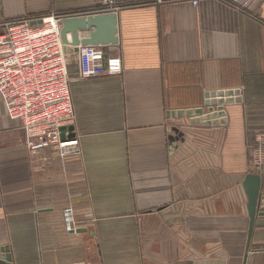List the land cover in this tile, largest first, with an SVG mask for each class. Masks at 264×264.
Here are the masks:
<instances>
[{"label": "crops", "instance_id": "0c3cea01", "mask_svg": "<svg viewBox=\"0 0 264 264\" xmlns=\"http://www.w3.org/2000/svg\"><path fill=\"white\" fill-rule=\"evenodd\" d=\"M113 1L118 41L106 50L122 72L71 79L76 140L60 155L30 151L0 95V247L14 264H264V214L248 244L243 185L259 174L264 197V168L249 165L264 132V0ZM100 7L0 0V33L6 21ZM211 92L222 116L205 106Z\"/></svg>", "mask_w": 264, "mask_h": 264}, {"label": "built area", "instance_id": "2783aa9c", "mask_svg": "<svg viewBox=\"0 0 264 264\" xmlns=\"http://www.w3.org/2000/svg\"><path fill=\"white\" fill-rule=\"evenodd\" d=\"M251 1L239 0L242 6ZM100 4V13H115L118 8L113 0ZM64 17L50 13L14 19L4 22L0 33V95L10 117L19 120L32 152L51 149L60 155L65 145L76 140L72 78L122 72L121 58L109 55L103 44H79L77 68L72 72L61 39ZM249 165L253 170L264 168V132L257 133L250 146ZM62 217L66 231L77 229L72 206L63 208Z\"/></svg>", "mask_w": 264, "mask_h": 264}, {"label": "water", "instance_id": "95a60500", "mask_svg": "<svg viewBox=\"0 0 264 264\" xmlns=\"http://www.w3.org/2000/svg\"><path fill=\"white\" fill-rule=\"evenodd\" d=\"M115 13H103V14H87V15H75V16H65L62 19V28H61V39L62 42L66 45L72 46L74 51L78 50V45L85 44H115L118 41L117 37V19ZM40 22V21H38ZM88 37H79L78 31L79 29H90ZM67 34H70V39H68ZM217 93L211 92L207 93L206 96L208 99L205 101V106L208 108V112L213 114L212 117L217 115L222 116L223 114L216 113L214 110V106L219 102L217 99H213L217 97ZM222 96V95H219ZM210 97V99H209ZM221 102V101H220ZM222 107L219 106L218 109ZM217 115H216V114ZM178 116L188 115L193 117L203 115L202 108L196 109H187L179 110L176 113ZM224 119H221L220 122L223 123ZM217 123V121L215 122ZM62 129H65L62 127ZM72 129V127H69ZM174 132L177 133L175 137H171V140H176L179 137H182V132H179L177 129H174ZM245 192L248 197L247 209L249 215V226H248V244L251 238V234L254 227V222L256 216L259 214H264V197L261 189V176L256 173L249 172L245 175V179L243 182ZM248 249V248H247ZM9 246L5 245L0 247V264H14L12 261V257L9 253ZM247 253L244 256V262L246 259ZM84 264V263H80Z\"/></svg>", "mask_w": 264, "mask_h": 264}, {"label": "trees", "instance_id": "16d2710c", "mask_svg": "<svg viewBox=\"0 0 264 264\" xmlns=\"http://www.w3.org/2000/svg\"><path fill=\"white\" fill-rule=\"evenodd\" d=\"M96 10H98L97 8L96 9H88V10H84L82 12H75V13H65L63 16H70V15H75V14H87V13H92V12H96Z\"/></svg>", "mask_w": 264, "mask_h": 264}]
</instances>
